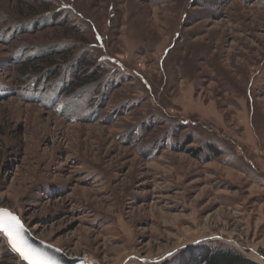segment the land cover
I'll list each match as a JSON object with an SVG mask.
<instances>
[{
	"label": "rangeland",
	"instance_id": "obj_1",
	"mask_svg": "<svg viewBox=\"0 0 264 264\" xmlns=\"http://www.w3.org/2000/svg\"><path fill=\"white\" fill-rule=\"evenodd\" d=\"M0 208L88 264H264V0H0Z\"/></svg>",
	"mask_w": 264,
	"mask_h": 264
},
{
	"label": "trees",
	"instance_id": "obj_2",
	"mask_svg": "<svg viewBox=\"0 0 264 264\" xmlns=\"http://www.w3.org/2000/svg\"><path fill=\"white\" fill-rule=\"evenodd\" d=\"M49 10H50V6L42 7V12L46 13L49 12ZM55 19H57V14H53L50 17L46 16L39 19L38 21L33 22L29 26L25 25L19 31L25 33H32L38 30L40 27L43 28L47 26H52V24H55L54 23ZM66 46H65L66 48L65 47L62 48L60 47V45L55 46L47 51L45 50L46 52L45 54H43L44 53L43 51L36 53L35 55L37 57H40L38 58L39 59L38 64H29L28 59L20 60L18 63L20 64L21 69L18 70L20 71L21 77L25 78V76L29 77L34 75L35 73L38 74L41 73L42 77L39 79H44L47 78L48 75L53 74L56 71L59 72L61 69L64 68V64L69 61V56L71 54L70 52H72L71 50L73 49L72 46H68V45ZM55 58H59V63L54 61ZM86 62L87 61H79V65L81 68L80 67L77 68L75 65H72L74 69L73 73L75 74L73 83L75 84L70 88L71 90L83 89V87L86 86V83H88L86 81L87 79H83L87 74H89L86 73L85 70H83L85 68L84 65L86 64ZM69 67H71V65H69ZM38 74L35 75L39 77ZM90 75L89 77H91ZM91 78L95 79L96 77H91ZM31 83L32 85H35L36 82H31ZM76 85H78V87ZM203 258H205L204 260H206L205 264H251L234 253L223 252V251H218L217 254L214 255L213 252H207L205 250Z\"/></svg>",
	"mask_w": 264,
	"mask_h": 264
},
{
	"label": "snow or ice",
	"instance_id": "obj_3",
	"mask_svg": "<svg viewBox=\"0 0 264 264\" xmlns=\"http://www.w3.org/2000/svg\"><path fill=\"white\" fill-rule=\"evenodd\" d=\"M0 234L7 237L12 249L27 264H54L42 252L28 244L24 238V230L20 220L2 208H0Z\"/></svg>",
	"mask_w": 264,
	"mask_h": 264
},
{
	"label": "water",
	"instance_id": "obj_4",
	"mask_svg": "<svg viewBox=\"0 0 264 264\" xmlns=\"http://www.w3.org/2000/svg\"><path fill=\"white\" fill-rule=\"evenodd\" d=\"M5 211L9 212L8 210L4 209ZM11 213V212H9ZM12 214V213H11ZM14 215V214H12ZM16 216V215H14ZM18 219L19 217L16 216ZM20 220V219H19ZM20 223L23 227L24 230V238L27 240L28 244H30L33 248L39 250L40 252H42L47 258H49L50 260H52L54 262V264H88L89 262H87V260L85 258H79V257H70L69 255L65 254L64 252H62L61 250L47 244L44 243L38 239H36L31 233L30 231L24 226V224L21 222ZM2 237L6 240L8 246L10 247V249L21 259V257L19 256V254L14 251L12 249V247L9 244V241L7 239L6 236H4L3 234H1ZM22 262H24L25 264H27L26 261L22 260Z\"/></svg>",
	"mask_w": 264,
	"mask_h": 264
},
{
	"label": "bare ground",
	"instance_id": "obj_5",
	"mask_svg": "<svg viewBox=\"0 0 264 264\" xmlns=\"http://www.w3.org/2000/svg\"><path fill=\"white\" fill-rule=\"evenodd\" d=\"M89 262V261H88Z\"/></svg>",
	"mask_w": 264,
	"mask_h": 264
}]
</instances>
